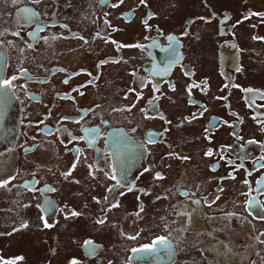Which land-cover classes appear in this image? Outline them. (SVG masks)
Returning a JSON list of instances; mask_svg holds the SVG:
<instances>
[{
    "label": "flooded vegetation",
    "instance_id": "1",
    "mask_svg": "<svg viewBox=\"0 0 264 264\" xmlns=\"http://www.w3.org/2000/svg\"><path fill=\"white\" fill-rule=\"evenodd\" d=\"M233 1L0 0V264H264V0Z\"/></svg>",
    "mask_w": 264,
    "mask_h": 264
},
{
    "label": "water",
    "instance_id": "2",
    "mask_svg": "<svg viewBox=\"0 0 264 264\" xmlns=\"http://www.w3.org/2000/svg\"><path fill=\"white\" fill-rule=\"evenodd\" d=\"M4 68H5V56L3 52L0 50V78L2 77L4 73ZM15 105V104H14ZM16 106V105H15ZM8 110L9 107L5 106L4 107V129H3V137L0 138V147H5L10 141L13 140V134H11L10 129H16L18 126V109H15L14 116L11 115V117L8 116ZM117 142H116V147L117 148H126L129 147V144L125 142L124 139L117 137ZM130 147H136V145L131 142Z\"/></svg>",
    "mask_w": 264,
    "mask_h": 264
},
{
    "label": "snow or ice",
    "instance_id": "3",
    "mask_svg": "<svg viewBox=\"0 0 264 264\" xmlns=\"http://www.w3.org/2000/svg\"><path fill=\"white\" fill-rule=\"evenodd\" d=\"M14 79V78H13ZM3 84L4 85H6V86H10V81L9 80H4L3 81ZM249 91H251V90H249ZM209 155L211 154V153H208ZM262 159H264V157H262ZM112 179H116V177L115 176H113L112 177ZM117 183H119V181H117ZM5 186V183H3V182H0V187H4ZM197 203H199V201H197ZM103 221H101V223H102ZM164 243H166V238L165 237H158L157 238V240L155 241V244H164ZM155 245H146V246H144V248L145 249H149V248H152V247H154ZM93 251H94V249H93ZM133 251H137L136 249H134ZM72 264H77V262L75 261V260H73L72 261Z\"/></svg>",
    "mask_w": 264,
    "mask_h": 264
},
{
    "label": "rangeland",
    "instance_id": "4",
    "mask_svg": "<svg viewBox=\"0 0 264 264\" xmlns=\"http://www.w3.org/2000/svg\"><path fill=\"white\" fill-rule=\"evenodd\" d=\"M225 2H226V4H228L229 5V3H232V2H234L233 0H224ZM236 1V0H235ZM237 2H239V1H236V3ZM234 5V4H233ZM186 13H189L190 12V10L189 9H187L186 11H185ZM209 56V55H208ZM208 56H206V58H205V61L207 62V58H208ZM86 231H87V229H86ZM38 238V237H37ZM32 240H30L28 243V245H29V250L31 251V249H32V247H34L35 249H38L39 248V244H37V241L35 240V238H31ZM19 240V239H18ZM23 248H25V244H23V240H22V243L20 244V246H18L17 247V249H16V251H18V250H22ZM26 250H28V249H26Z\"/></svg>",
    "mask_w": 264,
    "mask_h": 264
}]
</instances>
